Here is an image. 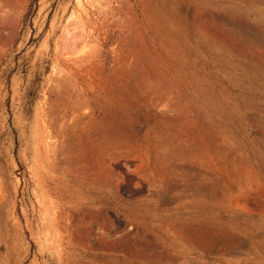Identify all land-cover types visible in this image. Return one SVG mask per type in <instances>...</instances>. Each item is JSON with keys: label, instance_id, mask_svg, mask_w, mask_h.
Wrapping results in <instances>:
<instances>
[{"label": "rangeland", "instance_id": "1", "mask_svg": "<svg viewBox=\"0 0 264 264\" xmlns=\"http://www.w3.org/2000/svg\"><path fill=\"white\" fill-rule=\"evenodd\" d=\"M0 264H264V0H0Z\"/></svg>", "mask_w": 264, "mask_h": 264}, {"label": "bare ground", "instance_id": "2", "mask_svg": "<svg viewBox=\"0 0 264 264\" xmlns=\"http://www.w3.org/2000/svg\"><path fill=\"white\" fill-rule=\"evenodd\" d=\"M180 48V47H179ZM158 64V63H157ZM160 65V64H159ZM166 65V64H165ZM156 66V65H155ZM169 68V67H168ZM172 68V67H171ZM163 69V68H162ZM181 69V68H180ZM166 70V69H165ZM164 70V71H165ZM170 70V69H169ZM174 71V70H173ZM161 74V73H160ZM160 74H158V75H160ZM175 74V73H174ZM147 76V75H146ZM177 77V76H176ZM175 77V78H176ZM156 79V78H155ZM162 79V78H161ZM160 79V80H161ZM147 80L148 79H146V84H147ZM171 80H172V78H171ZM150 81V80H149ZM148 81V82H149ZM155 81H157V80H155ZM154 81V82H155ZM153 82V81H152ZM152 82H151V84H152ZM178 82V81H177ZM180 82V81H179ZM157 83V82H156ZM150 84V83H149ZM150 84V85H151ZM148 85V84H147ZM149 85V86H150ZM158 85H159V83H158ZM157 85V86H158ZM179 85V84H178ZM148 86V87H149ZM156 86V85H155ZM166 86V85H165ZM175 86V85H174ZM164 87V86H163ZM145 88H146V86H145ZM148 89V88H147ZM149 89H150V87H149ZM157 89V88H156ZM170 89V88H169ZM144 90V89H143ZM163 90V89H162ZM150 91V90H149ZM169 91V90H168ZM148 91H146V93H147ZM152 93V95L155 93H153V92H151ZM160 94V93H159ZM147 95V94H146ZM167 95V94H166ZM170 95V94H169ZM72 96H73V94H71V92H69V91H67V95L65 96L66 98L67 97H71L72 98ZM155 96V95H154ZM77 97V96H76ZM78 98V97H77ZM68 99V98H67ZM79 99V98H78ZM78 99H74L75 100V102L76 103H74V104H72L73 106H74V109H75V105L76 106H80V108H81V106L82 105H80V104H78V102L80 103V101H78ZM151 99V98H150ZM157 99V98H156ZM158 99H160V97L158 98ZM163 101V100H162ZM83 104V103H82ZM71 105V104H70ZM69 106V105H68ZM69 108V107H68ZM73 108V107H72ZM78 108V107H77ZM79 110V108L78 109H76V111H78ZM74 111V110H73ZM76 111H74V112H76ZM56 111H54V112H52V113H54V114H58L59 115V112L58 113H55ZM54 114H51L50 113V115H52V118H53V116H54V118H55V115ZM60 114H61V112H60ZM76 114V113H75ZM43 115V114H42ZM45 115H47V114H45ZM61 116V115H60ZM45 117V116H44ZM43 117V119H42V121H39V123L41 122V124H40V126H44L45 127V124H47V123H50L49 122V120H47L46 118H44ZM48 117H51V116H49V115H47V118ZM44 119H45V121H44ZM56 119H57V117H56ZM55 119V120H56ZM62 119V118H61ZM176 119H177V117H176ZM46 120L48 121L47 123H46ZM52 120V119H51ZM53 121V122H58V120H59V118L56 120V121ZM188 121V120H187ZM63 122V121H62ZM52 123V122H51ZM50 123V124H51ZM181 123V122H180ZM50 124L48 125V126H50ZM188 124V123H187ZM190 124V123H189ZM194 124V123H193ZM56 125V124H55ZM64 125H67V124H64ZM184 125H185V122H184ZM195 125V124H194ZM188 126V125H187ZM183 127V126H182ZM189 127V126H188ZM51 128V127H50ZM55 128V127H54ZM53 128V129H54ZM66 129V128H65ZM183 129V128H182ZM185 129V128H184ZM187 129V128H186ZM37 130V129H36ZM46 131H47V129H46ZM48 131H50L49 129H48ZM48 131H47V133H48ZM195 131V130H194ZM39 135H41V139H39L38 138V140H41L42 141V152L41 153H39V152H37L35 155V159H34V161L36 160L37 161V163H38V166H39V168H38V170H37V173H36V175H37V177H38V181H39V183L41 184V185H45V187L46 186H48V184H49V182H51L50 181V179L52 180V181H54V182H59V178L57 177V176H55L54 174H51V175H49V173L47 172V170H46V165H45V160H46V158H47V155L49 154V152L51 151V152H55V150H56V147L53 145V142H52V144L50 143L51 142V137L52 136H49L50 138V140L48 139V134H46V132H45V129L44 128H41V129H39ZM50 133H53V132H50ZM57 133V132H56ZM71 133H72V131H71ZM32 134V133H31ZM35 134H36V132H35ZM83 134V133H82ZM200 134V133H199ZM38 135V134H37ZM38 135V136H39ZM53 135V134H52ZM68 135V134H67ZM34 136H36V135H34ZM57 136H59V134L57 135ZM69 136V135H68ZM88 136V135H87ZM90 136V135H89ZM202 136V135H201ZM200 135H199V137H201ZM62 137H63V135H62ZM76 137V136H75ZM83 138H84V140L80 137V139L79 140H75V141H70V140H68V141H70L68 144L66 143H64L62 146H64V147H61V149H63V148H66L65 149V153H66V155L69 157V160H71V162L73 163V165H75L76 163H78L79 162V158L87 151V148H85V145H86V143H85V140L87 139V138H85L84 136H82ZM194 137H195V135H194ZM53 138H54V136H53ZM52 138V139H53ZM67 138H69V137H67ZM89 138V137H88ZM189 138V137H188ZM197 138V137H196ZM64 140V139H63ZM89 140H91V139H89ZM200 140V139H199ZM57 141V140H56ZM67 141V140H66ZM87 141V140H86ZM94 140H92V142H93ZM214 141V140H213ZM210 142V141H209ZM87 143H89V142H87ZM193 143V142H192ZM217 143V142H216ZM94 144V143H93ZM35 145V144H34ZM41 145V144H40ZM66 145V146H65ZM90 147H92V146H94V145H92L91 144V142H90ZM36 146V145H35ZM87 147H88V145H86ZM204 146V145H203ZM38 147V146H37ZM188 147H189V145H188ZM192 147H193V145H192ZM40 148V147H39ZM191 148V147H190ZM206 148V147H205ZM185 149H187V148H185ZM189 149V148H188ZM40 150V149H39ZM64 150V149H63ZM86 150V151H85ZM201 150V149H200ZM206 150H207V148H206ZM62 150H60V152H61ZM203 151V150H202ZM57 152V151H56ZM54 153V155L56 154H58V152L57 153ZM34 153V152H33ZM62 154H65V153H63V152H61ZM87 153V152H86ZM191 153H192V151H191ZM206 153V152H205ZM202 154V153H201ZM51 155V154H50ZM198 156H199V154H197ZM206 155V154H205ZM207 155H209V154H207ZM203 156H204V154H203ZM210 156V155H209ZM208 156V157H209ZM34 157V156H33ZM51 157H52V155H51ZM57 157V156H56ZM84 157V156H83ZM219 157V156H218ZM221 157V156H220ZM224 157V156H223ZM82 159V158H81ZM88 159V158H87ZM86 159V161L88 162V160ZM220 159V158H219ZM224 159V158H223ZM53 160V159H52ZM64 160V159H63ZM83 160V159H82ZM82 160H81V162H82ZM205 160V159H204ZM194 161V160H193ZM212 161V160H211ZM223 161V160H222ZM202 162V161H201ZM216 162V161H215ZM63 163V162H62ZM86 163V162H85ZM89 163H90V160H89ZM202 163H204V162H202ZM35 164V163H34ZM85 165V164H84ZM214 165V164H213ZM212 165V166H213ZM215 165H216V163H215ZM214 165V166H215ZM37 166V167H38ZM53 166V168H54V165H52ZM89 166H91V165H89ZM88 166V167H89ZM80 167H82V166H80ZM88 167H86L87 169H89ZM207 167V166H206ZM220 167V166H219ZM84 168H85V166H84ZM215 168V167H214ZM211 169H213V167L211 168ZM214 170V169H213ZM83 171V170H82ZM82 171H81V173H82ZM76 176H75V178L78 180V179H80V180H82V177H81V175H79L77 172H75L74 173ZM91 174V173H90ZM234 174V173H233ZM221 175V174H220ZM218 176V175H217ZM233 176V175H232ZM62 177V176H61ZM83 177H85V176H83ZM86 178V177H85ZM85 178L83 179V182H85ZM233 178V177H232ZM89 179H91V180H93V179H95L93 182L94 183H96V182H98V180H99V177H98V173L95 171V174L93 173V175L92 176H90L89 177ZM223 179V178H222ZM251 179V178H250ZM235 180H236V178H235ZM103 181V180H102ZM237 181V180H236ZM82 182V181H81ZM57 183H55L56 184V186H58L57 185ZM62 183V182H61ZM60 184V183H59ZM63 184H65V183H63ZM63 184H60V185H63ZM37 185V184H36ZM56 186H55V188H54V190L56 191L57 189H56ZM64 186V185H63ZM63 186H61V187H63ZM49 188H52L50 185L48 186ZM44 188V187H43ZM43 188L41 189V191L43 190ZM49 188H45L46 190L47 189H49ZM59 188V187H58ZM60 189L61 188H59V191H60ZM49 190H52V189H49ZM77 187H75L74 188V191L71 193V194H75L76 192H77ZM39 191H40V189H39ZM43 192H46L45 190H43L42 191V193ZM63 192V191H62ZM50 193H52V192H50ZM47 194H49L48 192H46V197H48L47 196ZM51 196H52V194H51ZM43 197V196H42ZM46 197L44 198V199H46ZM44 199H42L43 201H44ZM41 200V201H42ZM47 200V199H46ZM41 201H40V203H41ZM45 203H46V201H44ZM44 202H43V206L45 205L44 204ZM43 206H41L42 207V210H44V208H46V207H43ZM46 206V205H45ZM46 210V209H45ZM251 211V210H250ZM45 212H47V211H44V213ZM90 212V211H89ZM55 213H57L56 211H55ZM93 214V213H92ZM47 215V214H46ZM57 215V214H56ZM62 215V214H61ZM87 215H89V214H87ZM92 216V215H91ZM51 217V216H50ZM52 222L51 223H49L48 224V226L50 227H57V221L55 220V219H53V220H51ZM53 221H56V222H53ZM42 223V222H41ZM42 228H43V226H42ZM48 228V227H47ZM55 229V228H54ZM80 229V228H79ZM56 231H57V229H55ZM53 231V232H56V231ZM50 231V230H49ZM74 231V230H73ZM80 231V230H79ZM51 232V231H50ZM72 233V232H71ZM79 233V232H78ZM75 234V233H74ZM83 236H84V234H83ZM82 236V237H83ZM82 237H80V238H82Z\"/></svg>", "mask_w": 264, "mask_h": 264}]
</instances>
